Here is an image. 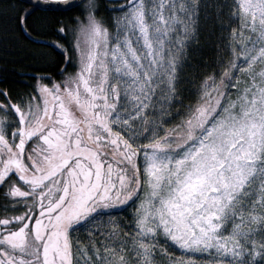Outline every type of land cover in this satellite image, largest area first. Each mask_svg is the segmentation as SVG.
<instances>
[{"label": "snow or ice", "instance_id": "6c2138e0", "mask_svg": "<svg viewBox=\"0 0 264 264\" xmlns=\"http://www.w3.org/2000/svg\"><path fill=\"white\" fill-rule=\"evenodd\" d=\"M13 8L63 42L0 89V264H264V0Z\"/></svg>", "mask_w": 264, "mask_h": 264}, {"label": "trees", "instance_id": "16d2710c", "mask_svg": "<svg viewBox=\"0 0 264 264\" xmlns=\"http://www.w3.org/2000/svg\"><path fill=\"white\" fill-rule=\"evenodd\" d=\"M98 1H100V11L97 15L111 20L110 6L112 2L109 0ZM19 3H22L25 8L32 9L31 19L38 22L48 23L56 17L67 19L69 16H78L82 19L84 16L82 4L71 10L46 11L19 0H0V89H7L11 93L30 90L36 76L39 75L50 73L55 79H60L48 66L49 60L53 56H58V52L51 45L40 41L47 39L63 42L62 38L55 33L44 35L43 29L41 32L33 31L32 36L38 37V39H33L23 33L17 24L13 8L14 4ZM70 23H75V21H70ZM202 44L203 47L198 58L211 60L215 55L213 46L204 43V38H202ZM0 99L3 97L0 96Z\"/></svg>", "mask_w": 264, "mask_h": 264}, {"label": "water", "instance_id": "95a60500", "mask_svg": "<svg viewBox=\"0 0 264 264\" xmlns=\"http://www.w3.org/2000/svg\"><path fill=\"white\" fill-rule=\"evenodd\" d=\"M27 5L34 6L40 10L46 11H65L69 10L66 5L56 6L52 0H19ZM86 0H69L70 3L81 5ZM75 8V7H74Z\"/></svg>", "mask_w": 264, "mask_h": 264}, {"label": "rangeland", "instance_id": "374dc122", "mask_svg": "<svg viewBox=\"0 0 264 264\" xmlns=\"http://www.w3.org/2000/svg\"><path fill=\"white\" fill-rule=\"evenodd\" d=\"M110 2H112L111 6H110V9L116 7L117 5L123 3V0H109ZM97 4L100 5V1L96 0ZM87 4H88V0H86L85 2L82 3V6H83V9H84V16L86 15V11H87ZM118 13L117 12H114L111 10V16L114 17L115 15H117ZM83 16V18H84ZM82 18V19H83ZM109 27H111V25H109ZM169 252L172 254V255H175L176 257H181L183 254L174 249V248H169ZM206 259V257H205Z\"/></svg>", "mask_w": 264, "mask_h": 264}]
</instances>
